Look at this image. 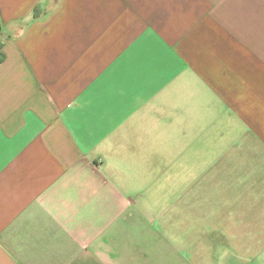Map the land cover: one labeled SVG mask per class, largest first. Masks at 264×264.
Listing matches in <instances>:
<instances>
[{
  "label": "crops",
  "instance_id": "0c3cea01",
  "mask_svg": "<svg viewBox=\"0 0 264 264\" xmlns=\"http://www.w3.org/2000/svg\"><path fill=\"white\" fill-rule=\"evenodd\" d=\"M0 264H264V0H0Z\"/></svg>",
  "mask_w": 264,
  "mask_h": 264
}]
</instances>
